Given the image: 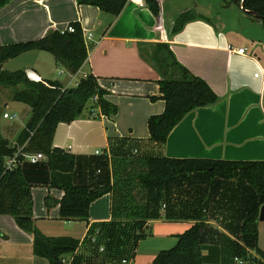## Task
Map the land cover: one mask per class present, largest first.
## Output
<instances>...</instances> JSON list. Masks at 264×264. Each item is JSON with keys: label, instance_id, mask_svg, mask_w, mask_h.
<instances>
[{"label": "crops", "instance_id": "0c3cea01", "mask_svg": "<svg viewBox=\"0 0 264 264\" xmlns=\"http://www.w3.org/2000/svg\"><path fill=\"white\" fill-rule=\"evenodd\" d=\"M159 3V15L147 4L140 7L131 0L118 16L94 5L78 4L77 0H11L0 9V45L38 39L49 30H64L70 22H80L84 33L91 34L86 40L88 58L75 74L47 51L31 50L16 57H25L18 69L35 71L41 79L58 80L67 88L74 87L85 73L91 72L108 91L105 98L117 107L115 114L107 116L93 99L80 118L58 125L53 144L76 155L78 184L95 186L102 180L106 170L97 164L101 159L106 161L108 178L113 181L110 167L112 157L116 156L264 160V23L252 16L242 18V24L237 20L226 21L225 14L204 0H159ZM191 7L208 20H190L174 33L179 16ZM162 43L169 45L178 62L203 78L219 96L216 103L186 114L165 143L152 140L148 129V118L165 109L163 99H151L161 95L158 81L162 73L154 52ZM240 48H245V52L240 53ZM168 77L179 79L180 71L170 69ZM4 104L9 105L6 101ZM17 137L10 142L15 144ZM97 150L101 153L96 154ZM23 172L33 184L37 227L49 236H65L56 231L55 225L66 222L60 218L58 204L64 191L48 186L47 163L26 164ZM236 178L240 181L239 176ZM223 183H227L226 190H220L226 199L233 201L239 193L233 179ZM174 194L177 199L173 212L182 214V201L187 198L181 189ZM47 196L53 201L50 208ZM110 206L111 196L105 194L91 203L89 222L67 220L83 226L81 237L71 235L81 240L77 253L90 247L86 238L93 224L112 219ZM162 206V217L148 221V228L152 223L158 224L151 238V249L135 255L134 264H152L158 252L166 248L167 239L177 241L179 233H172L168 224L175 223L178 217H166L168 204L163 202ZM219 228L225 231L221 225ZM33 241V235L20 228L12 216L0 214V264H51L34 253ZM203 254L210 260L207 264H224L220 244L204 245Z\"/></svg>", "mask_w": 264, "mask_h": 264}, {"label": "trees", "instance_id": "16d2710c", "mask_svg": "<svg viewBox=\"0 0 264 264\" xmlns=\"http://www.w3.org/2000/svg\"><path fill=\"white\" fill-rule=\"evenodd\" d=\"M10 1L0 0V9ZM145 1L153 13L159 15V0ZM77 2L97 6L106 13L118 16L128 0ZM239 2L235 1L238 5ZM245 7L255 14L250 16L264 23V0H245ZM193 19L208 20L196 12L195 7L187 8L179 16L173 32L177 33ZM70 23L75 26L74 32L52 29L38 39L0 45V86L15 88L11 99L30 106L29 120L15 144L0 132V214L12 216L20 228L31 233L34 237V253L47 258L51 264H63L62 256L69 254L74 255L72 264L88 262L93 255L101 257L100 264L110 261L113 264H121V260L125 259L122 256L125 247L123 235H127L124 225L134 228V258L136 246L145 236L148 221L162 216L161 206L166 202V217L184 218L186 214H192L193 220L196 214H201L202 217L184 232L177 234V243L171 248L160 250L152 264H207L210 260L203 254L204 245L201 242L208 221L204 214H209L214 202L224 195L221 188L226 185H223V182L240 175L239 179L247 183V186L258 194V198L254 205L246 208L243 213L246 216L240 226L241 241L234 243L233 254L247 259L248 249L255 248L264 259V251L258 247L259 212L264 204V160L116 156L112 157L110 167L113 181L108 178L106 161L101 159L97 164L106 170V173L101 175L102 180L95 186L76 183L77 157L63 148L54 146L56 129L60 123H70L80 118L87 103L95 96L98 97L97 103L105 115L115 114L116 105L105 98L108 91L101 87L97 76L91 72L82 76L77 85L70 89L58 80H33L24 69L12 71L3 67L8 60L22 53L43 50L52 53L58 63L64 65L71 73H77L88 58L89 48L80 22ZM156 47L154 59L162 73V78L158 81L161 95L152 96L151 99H163L165 109L162 113L153 114L148 118V129L152 140L165 143L172 129L186 114L198 107L216 103L219 96L203 78L178 62L169 45L162 43ZM173 67L180 71L179 79L168 77ZM18 148H23V151L43 152L47 156L45 162L50 171L48 186L64 191L63 197L58 201L61 219L89 222L91 203L105 194H110L112 219L91 226L86 238L90 247L85 248L86 251L77 253L81 240L75 237L49 236L37 227L33 214V184L27 181L23 172V166L30 163L13 170L5 167V158ZM104 178L106 179L103 181ZM177 189H181L187 199L182 201L183 213L176 215L173 209L177 199L174 191ZM229 201L231 200L227 199L225 202ZM46 204L48 208L52 206L50 196L46 197ZM96 232V241L92 242ZM101 246L104 247L103 251H100Z\"/></svg>", "mask_w": 264, "mask_h": 264}, {"label": "rangeland", "instance_id": "374dc122", "mask_svg": "<svg viewBox=\"0 0 264 264\" xmlns=\"http://www.w3.org/2000/svg\"><path fill=\"white\" fill-rule=\"evenodd\" d=\"M235 1L241 2L242 0H204V2L212 6L214 10H218L221 14H225L226 21L237 20L242 24V21H244L242 20V18L249 19L250 14L246 13L237 3H235ZM225 3L234 4L228 6ZM163 55L165 56V53ZM24 58L25 57H15L8 60L5 64V68L12 71L18 69L17 65H19L22 60L25 61ZM59 69H61V67H59ZM172 69L176 68L173 67ZM14 90L15 88L12 87L0 86V132L5 133V136H8L10 138V141L12 142L14 141V137L18 136L24 129L25 124L30 117L29 106L27 104L21 102L13 103V100L12 102H10V97ZM5 101L9 103L8 106H5ZM92 103L93 99H91L87 105L89 106ZM5 112H7L10 116L14 114L15 116L10 119H5L3 117ZM240 181L244 183L243 180L240 179ZM240 181H238L237 178L233 179L236 193L239 190L237 197H235L233 201L225 202L227 199L224 198V195H221L218 201L214 202V207H211V212L209 214H204L208 217V221L206 222L205 229L203 230L201 242L203 245L220 244L222 260L224 264H236L234 262L233 245L236 241H241L240 226L244 217L246 216V214L243 213L245 212L246 208L252 207L258 198V194L253 189L249 188L247 186V183L241 184ZM224 184L226 185L227 183ZM221 189L224 190L226 189V187ZM191 215L192 214H186V217L184 218H176L177 220L175 223H171L169 221L168 225L172 233H182L188 227H190L192 225L190 222L193 220ZM201 217V214H196L195 221L200 220ZM158 218H151L150 220ZM55 225L58 226V229L56 231H59V233H62V235H79V237H81L82 235L83 226L80 223H69L66 220L64 224L56 223ZM157 225V223H152V227H147V229L145 230V236L139 240L136 246L135 255H143V252H148L151 249V243L153 242L151 238L152 235L156 233ZM219 225L225 228L224 232H222V230L219 228ZM124 228V231L127 235H123L125 247L122 251V256L127 259H131L134 256V248L132 247V236L134 234V228L133 226L127 225H124ZM167 240L169 241H165V249L171 248L177 243V241L174 242L171 241V239ZM258 246L264 249V221H259ZM93 256L94 257H91L92 259H89L90 261H86L87 264H100V261L102 260L101 257H96L95 255ZM247 264H264V259L258 257L257 260H250L247 262Z\"/></svg>", "mask_w": 264, "mask_h": 264}, {"label": "built area", "instance_id": "2783aa9c", "mask_svg": "<svg viewBox=\"0 0 264 264\" xmlns=\"http://www.w3.org/2000/svg\"><path fill=\"white\" fill-rule=\"evenodd\" d=\"M131 1L137 3L140 7H143L146 4L145 0H131ZM65 30H67L69 32H74L75 26L73 24L69 23L67 25V27L62 31L64 32ZM84 38H85V41L90 39L91 34H85L84 33ZM245 50H246L245 48H240L239 52L244 53ZM27 74H28V77L30 79L41 80L40 76H38V74L35 71L30 70L27 72ZM83 76H87V73H85ZM77 83H76V85H77ZM93 99L95 101H97L98 97L95 96ZM13 116H15V114L10 116L7 112L4 113L5 118H12ZM100 153L101 152L99 150L96 151V154H100ZM46 160H47V156L43 152L23 151V148H18V149H16V151L13 154H11L5 158V167L9 170H13V169H16L18 166H22L23 164H26V163L37 164L41 161H46ZM98 171L100 172V170H98ZM165 208H166V205L163 204L162 209H165ZM91 240H92V242H95L96 241L95 236H93ZM103 250H104V247L101 246L100 251H103ZM257 253L258 252L254 248L248 249V258L247 259L241 258L239 256H234V262L236 264H247V262L250 260H257L258 257L261 258V256ZM73 258H74V255L69 254V255L62 256L61 261L63 262V264H72ZM80 264H87V262L83 261ZM106 264H113V263L110 261V262H107ZM121 264H134V259L133 258L122 259Z\"/></svg>", "mask_w": 264, "mask_h": 264}, {"label": "water", "instance_id": "95a60500", "mask_svg": "<svg viewBox=\"0 0 264 264\" xmlns=\"http://www.w3.org/2000/svg\"><path fill=\"white\" fill-rule=\"evenodd\" d=\"M239 6L248 14H253L255 15L253 12H251L249 9H247L245 7V0H242L239 4ZM74 87L70 88L73 89ZM259 221H264V204L261 206L260 208V212H259Z\"/></svg>", "mask_w": 264, "mask_h": 264}, {"label": "flooded vegetation", "instance_id": "af4514ba", "mask_svg": "<svg viewBox=\"0 0 264 264\" xmlns=\"http://www.w3.org/2000/svg\"><path fill=\"white\" fill-rule=\"evenodd\" d=\"M239 4H240V2H239Z\"/></svg>", "mask_w": 264, "mask_h": 264}]
</instances>
